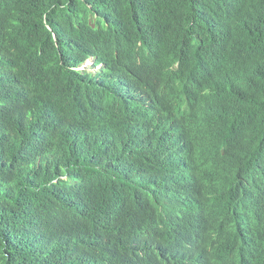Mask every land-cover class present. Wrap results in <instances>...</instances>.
I'll return each mask as SVG.
<instances>
[{
    "label": "trees",
    "instance_id": "obj_1",
    "mask_svg": "<svg viewBox=\"0 0 264 264\" xmlns=\"http://www.w3.org/2000/svg\"><path fill=\"white\" fill-rule=\"evenodd\" d=\"M261 204L264 0H0V264H225Z\"/></svg>",
    "mask_w": 264,
    "mask_h": 264
},
{
    "label": "clouds",
    "instance_id": "obj_2",
    "mask_svg": "<svg viewBox=\"0 0 264 264\" xmlns=\"http://www.w3.org/2000/svg\"><path fill=\"white\" fill-rule=\"evenodd\" d=\"M158 124V122H157ZM159 125H154L151 129H149V131L151 133L154 132V130L156 128H158ZM149 132H144L143 136H144V144L149 140ZM152 136L155 138L156 135L152 134ZM143 139V138H142ZM157 140V137H156ZM164 142V146L168 147V144L166 143V141ZM179 179L180 177L178 176H174V175H169L166 178H163L161 181V186L163 187V189L161 190L164 194L168 195V196H174L175 193V188L177 186V184L179 185ZM163 182V183H162ZM177 183V184H176ZM167 185H169L170 189H166ZM159 194H153V203L149 205L148 209L154 208L155 206H157L160 198H159ZM161 201V200H160ZM246 204V203H245ZM261 208L260 210L256 211V217L252 220V222L248 225V226H242L241 220L238 217V214L240 212L239 211L232 217L233 221H232V227H233V233L230 235H227V238H223L225 239L223 242V254L226 252L227 248L229 249L228 252V256L230 255L229 261L225 264H247V262L243 261V258H245V255L243 254V247L245 245V243L242 241L243 240V234L241 233V229H247L246 234L249 238V244L253 247L251 248L253 250V254H254V260L250 261V264H264V238L262 237V235L264 236V228H262L263 232L262 235L260 234V232L258 231V228L260 227L259 223H263L264 226V205H260ZM239 221V224H238ZM261 230V231H262ZM185 238H191L192 242L191 243H187V245L183 248V251L178 247V248H173L169 251H167V253L169 255H171L173 258L177 259V256L180 254H186V256H189L190 259L187 261L189 264H193L194 260L191 258L190 252L191 250L195 249L194 245L196 244H200L202 238L201 237H197V236H186ZM196 240H198L196 242ZM259 245H261V249L259 248ZM259 260L257 259L258 256ZM182 256L180 255V258ZM246 259V258H245ZM223 260V259H222ZM222 260L219 261V264H223ZM160 264H170L167 261L164 260V257H162L159 260ZM243 261V262H242ZM171 264H179L178 263H171ZM197 264V263H196Z\"/></svg>",
    "mask_w": 264,
    "mask_h": 264
},
{
    "label": "rangeland",
    "instance_id": "obj_3",
    "mask_svg": "<svg viewBox=\"0 0 264 264\" xmlns=\"http://www.w3.org/2000/svg\"><path fill=\"white\" fill-rule=\"evenodd\" d=\"M79 70L94 73L97 69L92 66V62L89 60L86 61Z\"/></svg>",
    "mask_w": 264,
    "mask_h": 264
},
{
    "label": "bare ground",
    "instance_id": "obj_4",
    "mask_svg": "<svg viewBox=\"0 0 264 264\" xmlns=\"http://www.w3.org/2000/svg\"><path fill=\"white\" fill-rule=\"evenodd\" d=\"M87 61H89V60H87ZM92 62V61H91ZM85 64V63H84Z\"/></svg>",
    "mask_w": 264,
    "mask_h": 264
}]
</instances>
